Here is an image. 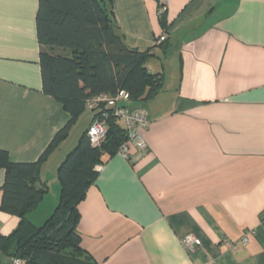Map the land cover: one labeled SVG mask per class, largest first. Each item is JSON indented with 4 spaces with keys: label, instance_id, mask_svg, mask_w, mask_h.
<instances>
[{
    "label": "crops",
    "instance_id": "0c3cea01",
    "mask_svg": "<svg viewBox=\"0 0 264 264\" xmlns=\"http://www.w3.org/2000/svg\"><path fill=\"white\" fill-rule=\"evenodd\" d=\"M159 1L111 0L128 45L166 40L146 62L163 80L138 104L147 149L106 156L79 203L80 245L97 264H264V0H167L162 17ZM37 6L0 0V150L13 162L39 161L70 119L41 90ZM86 109L39 161L47 190L28 213L36 225L57 203L58 165L92 122ZM18 220L0 207V234ZM187 233L201 241L192 251Z\"/></svg>",
    "mask_w": 264,
    "mask_h": 264
},
{
    "label": "trees",
    "instance_id": "16d2710c",
    "mask_svg": "<svg viewBox=\"0 0 264 264\" xmlns=\"http://www.w3.org/2000/svg\"><path fill=\"white\" fill-rule=\"evenodd\" d=\"M36 37L39 46L41 90L59 101L70 119L55 134L48 150L65 138L69 127L86 107V101L99 94L129 93L130 103L138 105L156 95L163 76L146 67L156 46L162 53L166 40L146 49L130 46L115 22L111 0H37ZM158 5L159 17L166 12ZM105 111L106 133L92 145L87 129L65 155L56 170L59 196L52 213L39 225L29 217L47 190L37 184L39 161L13 162L0 150L4 170L1 209L18 217L15 229L0 234V254L20 259L22 264H97L84 250L77 230L79 203L95 181L106 156L116 153L127 139L122 121L111 108ZM93 117L98 114L91 110ZM92 117V119H93ZM11 264H13L11 262Z\"/></svg>",
    "mask_w": 264,
    "mask_h": 264
},
{
    "label": "built area",
    "instance_id": "2783aa9c",
    "mask_svg": "<svg viewBox=\"0 0 264 264\" xmlns=\"http://www.w3.org/2000/svg\"><path fill=\"white\" fill-rule=\"evenodd\" d=\"M162 5L161 10L166 8L167 0H160ZM163 38H158L155 43H159ZM129 93L126 90H118L113 95L99 94L89 98L86 101V107L89 110H102L99 107L101 104L111 108V112L114 116L118 117L126 130L127 139L121 144L118 152L122 153L125 157H129L130 147H136L140 152H144L147 149L146 142L141 135V129L148 125V113L144 107L139 105H130ZM98 112L93 117L92 122L87 128L86 134L89 142L92 145H98L105 137L106 133V117L105 111ZM100 165L97 166V168ZM251 232L244 234L239 242L242 245H246L251 238ZM183 246L192 251L194 248L201 244L200 239L192 233H187L181 238ZM238 241H226L224 245L228 248L235 249ZM13 264H22L23 262L16 258L11 261Z\"/></svg>",
    "mask_w": 264,
    "mask_h": 264
},
{
    "label": "rangeland",
    "instance_id": "374dc122",
    "mask_svg": "<svg viewBox=\"0 0 264 264\" xmlns=\"http://www.w3.org/2000/svg\"><path fill=\"white\" fill-rule=\"evenodd\" d=\"M86 111H87V109H86Z\"/></svg>",
    "mask_w": 264,
    "mask_h": 264
}]
</instances>
